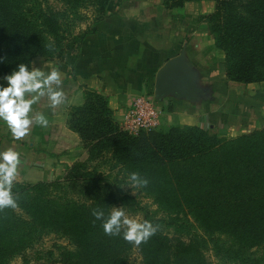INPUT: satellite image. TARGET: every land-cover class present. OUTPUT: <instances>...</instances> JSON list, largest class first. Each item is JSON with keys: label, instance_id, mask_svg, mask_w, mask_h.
<instances>
[{"label": "trees", "instance_id": "16d2710c", "mask_svg": "<svg viewBox=\"0 0 264 264\" xmlns=\"http://www.w3.org/2000/svg\"><path fill=\"white\" fill-rule=\"evenodd\" d=\"M0 0V76L17 64L34 59H64L87 35H74L73 19L93 10L101 17L110 0ZM210 1L211 14L202 17L224 54L228 82H264V0H163L167 9ZM47 4V3H46ZM83 105L69 109L68 127L77 134L87 162L67 168L62 180L23 184L14 182L17 207L0 209V264L25 254L41 232L68 242L57 264H133L137 250L141 264H208L207 242L193 235L186 242L157 231L139 246L119 236L105 235L102 221L119 200L97 173L106 166L128 180L139 173L149 183L139 187L165 213L192 219L217 245L229 239L233 247L218 253L241 264H264V129L235 140L209 136L197 127H177L167 134L131 137L112 119L108 100L95 90H83ZM97 167L91 168V164ZM89 164V165H88ZM125 178V179H126ZM253 249L262 258L252 259Z\"/></svg>", "mask_w": 264, "mask_h": 264}, {"label": "crops", "instance_id": "0c3cea01", "mask_svg": "<svg viewBox=\"0 0 264 264\" xmlns=\"http://www.w3.org/2000/svg\"><path fill=\"white\" fill-rule=\"evenodd\" d=\"M113 12L94 34L83 40L77 54L67 55L62 60L45 61L37 58L32 61L31 65L34 67L45 71L58 68L62 72L65 103L51 109L47 99H42L36 109L47 116L48 127L34 124L29 135L20 140L14 139L7 127L0 123V152L12 148L21 153L22 165L15 182H33L29 178L32 174L52 179L64 175L68 167L84 159L85 153L80 139L70 131L68 120L69 109L83 105L85 88L95 90L107 98L112 119L123 132H126V117L130 107L135 98L141 95L169 109L167 117L160 113V121L166 117L167 121L181 126L202 127L206 124L205 120H209L223 134L229 131L225 124L242 127L239 121L245 119L246 111H241L239 107L235 111L229 106L233 92L229 88L231 85L237 86L240 96V86H247L248 89L254 88L250 86L263 85L264 82L244 85L228 82L225 75L219 74L215 85H203V77L208 76L211 70L199 58V41L204 34L201 27L190 24L183 17L184 23L180 24L182 19L176 22V17L181 16L176 14L172 17L167 11H163V14L155 9L153 12L143 9L128 12L123 8ZM209 13L210 11L201 13L202 16H199L204 17ZM204 36L207 37V34ZM208 49L207 60L212 61L217 49L213 48L212 43ZM181 52L185 53V60L195 73V87L200 96L197 95V100L193 103L172 95L159 100L150 96L154 84L148 82V74L149 79H153V64L156 63L160 68L168 59ZM148 62L150 67H147ZM143 64L145 67L142 70L135 68ZM249 119L250 117L245 120ZM163 124L167 125L160 123V128Z\"/></svg>", "mask_w": 264, "mask_h": 264}, {"label": "rangeland", "instance_id": "374dc122", "mask_svg": "<svg viewBox=\"0 0 264 264\" xmlns=\"http://www.w3.org/2000/svg\"><path fill=\"white\" fill-rule=\"evenodd\" d=\"M45 2V1H44ZM47 3V4H46ZM56 10L61 9L62 5L57 0H48L44 3ZM215 4L210 1H203L198 4H185L181 8H174V9H167L164 6L163 0H110L108 6L106 8V12L102 14L101 17L95 16L93 14V10H81L79 12V16L73 19L72 23V32L74 35H80L84 32L88 31H97V28L103 24L106 18L111 16L112 11L116 13L117 10L126 9L128 12L134 10V12L139 10H145L146 12H153L155 9L159 13L163 14V11H167L169 15L177 14L176 22L180 19H187L186 21H190L189 23L195 24L197 27H201L204 34H207V37L204 34L201 36V40L199 41V58L203 64L209 65V74L208 76L203 77V85L213 86L216 84L218 75L220 74L225 75V58L224 54L218 50L215 46L214 35L210 32L208 25L202 20L201 13H205L210 11L211 14L214 10ZM166 14V13H165ZM208 14V15H209ZM201 15V16H199ZM207 16V15H206ZM182 21L180 24L184 23ZM185 21V22H186ZM188 26V25H187ZM189 27V26H188ZM182 29V28H181ZM88 36V35H87ZM208 38V39H207ZM83 42V41H82ZM79 47L76 48L75 52L72 54H77L81 44ZM213 44V48L217 49V54H214L213 60L208 61V52L209 47ZM68 54V55H72ZM151 64L148 62L147 67H150ZM154 66V75L153 79H149L148 74V82H153L155 80V76L157 73L158 65L156 63L153 64ZM145 67V64L138 65L135 68L137 70H142ZM143 72V71H142ZM226 79V77H225ZM227 80V79H226ZM247 86H240L241 89L240 96L237 86L231 85L230 91L237 92L236 94L231 93V99H229V106L233 108L235 111H238L237 108L241 111H246L244 118L247 119L250 117L248 121L243 119V121H239L242 124V127L237 125L232 126L225 124L226 128H229V131H226L225 134L219 132L217 125L214 123L212 124L209 120H205L206 124H201L200 126H193L203 130L209 136L218 138V139H228V140H235L242 136L251 135L253 132L260 131L264 129V84L259 86H250L254 88H246ZM235 89V90H234ZM251 89V90H250ZM154 93V94H153ZM200 96L199 92L197 94ZM152 97L155 96L154 92V85L152 88ZM197 96V97H198ZM145 95L137 96L135 100L139 98H144ZM239 99V100H238ZM157 102V101H156ZM159 107V110L162 115L166 116L169 114V109L164 108L161 106V103H155ZM203 104V108H204ZM252 105V106H250ZM257 106H259L257 108ZM166 109V110H165ZM258 109L260 112H258ZM166 112V113H165ZM248 113L250 116H248ZM244 112L242 113V115ZM260 116L262 118H260ZM164 117L163 121H160L162 124L163 122L167 125L163 124L162 128L160 123L158 124L157 128L150 132H141L138 134H130L131 137H139V136H147V135H158V134H167L171 129L177 127H186L181 126L179 124L169 122ZM206 117V116H204ZM166 120V121H165ZM204 120V118H203ZM212 125V126H211ZM239 125V124H238ZM85 157L81 162L88 161V155L85 149ZM79 162V161H78ZM97 164H91V168L97 167ZM89 165V164H88ZM97 167V173H101L103 177H110L109 185L113 188L114 191L117 192L118 201L115 203L113 207H122L123 210L127 213L130 218L136 219L138 222H144L145 220L151 222L154 227H157L159 231H162L164 235L171 240H180L186 242L192 237L193 235L203 239L207 242L204 256L205 260L208 264H241L237 263L232 259V255H224L223 253H218L219 248L228 249L233 247V243L224 237L217 239L219 241L216 245L215 241L213 242L208 234H206L203 230H201L192 219H175L174 215L165 213L164 210L160 209V207L153 202L152 198L142 193V189L139 187H133L131 185L130 180H128L123 174H118V172L109 171V168L106 166ZM66 173V172H65ZM64 175H60L57 177H53L50 179L48 176L43 177L41 175H29V178L33 182H18L23 184H36V183H48L62 180ZM126 178V179H125ZM36 182V183H35ZM111 208V211L113 210ZM36 241L33 242L32 248H30L25 254L21 255L20 257L15 258L14 260L10 261L8 264H57L59 261V253L60 251L69 248L68 242L64 239L59 237L54 233H47L41 232L37 235ZM251 254L252 259H260L262 258V251L253 249L249 252ZM131 260L133 264H141V256L137 252V250L133 251L131 256ZM251 264V263H246ZM259 264H263L262 262Z\"/></svg>", "mask_w": 264, "mask_h": 264}, {"label": "clouds", "instance_id": "9594fccd", "mask_svg": "<svg viewBox=\"0 0 264 264\" xmlns=\"http://www.w3.org/2000/svg\"><path fill=\"white\" fill-rule=\"evenodd\" d=\"M0 58V63H5ZM63 74L58 68L45 71L30 64L19 63L8 74L0 76V123L10 131L12 137L20 140L29 135L34 124L48 127L49 119L36 105L46 98L48 107L55 109L65 103L62 90ZM22 165L21 153L12 148L0 152V209L17 207L13 192L19 168ZM133 187H146L149 181L139 173L129 176ZM96 220L102 221L105 235L119 236L139 246L157 231L147 220L138 222L130 218L122 207H113L107 217L103 210L93 211Z\"/></svg>", "mask_w": 264, "mask_h": 264}, {"label": "water", "instance_id": "95a60500", "mask_svg": "<svg viewBox=\"0 0 264 264\" xmlns=\"http://www.w3.org/2000/svg\"><path fill=\"white\" fill-rule=\"evenodd\" d=\"M155 98L159 100L168 95L187 102L197 100L195 73L185 60V53L168 59L157 71L154 80Z\"/></svg>", "mask_w": 264, "mask_h": 264}, {"label": "built area", "instance_id": "2783aa9c", "mask_svg": "<svg viewBox=\"0 0 264 264\" xmlns=\"http://www.w3.org/2000/svg\"><path fill=\"white\" fill-rule=\"evenodd\" d=\"M155 101L139 98L135 100L126 117L125 130L130 134L150 132L157 128L160 121V110Z\"/></svg>", "mask_w": 264, "mask_h": 264}]
</instances>
